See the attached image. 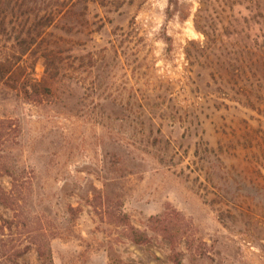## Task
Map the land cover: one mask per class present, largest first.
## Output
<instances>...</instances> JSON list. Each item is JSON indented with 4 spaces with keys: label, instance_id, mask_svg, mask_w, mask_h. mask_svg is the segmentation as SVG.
Segmentation results:
<instances>
[{
    "label": "rangeland",
    "instance_id": "1",
    "mask_svg": "<svg viewBox=\"0 0 264 264\" xmlns=\"http://www.w3.org/2000/svg\"><path fill=\"white\" fill-rule=\"evenodd\" d=\"M177 1L184 21L168 0L81 2L53 32V96L0 89V264H264V13ZM244 22L256 58L227 85L215 64L233 50L201 53L195 26Z\"/></svg>",
    "mask_w": 264,
    "mask_h": 264
},
{
    "label": "trees",
    "instance_id": "2",
    "mask_svg": "<svg viewBox=\"0 0 264 264\" xmlns=\"http://www.w3.org/2000/svg\"><path fill=\"white\" fill-rule=\"evenodd\" d=\"M41 1L45 3L42 4L44 7L33 14V20H31V16L20 18L15 14V9L23 12L25 0H0V6L10 7L9 12L6 10L3 12L0 7V89H7L24 101L33 103L48 100L55 91L57 74H52L51 70L57 71L54 65H59L57 58L62 46L60 39L54 36L53 32L57 31V27L62 21L71 16V11L78 4L84 2V10L87 12V4L97 2V0ZM243 1L251 5V8L248 9L250 13L257 12V17L262 19L260 11L264 13V5L260 8L259 0H241L240 2ZM36 3L37 1L34 4ZM167 10L172 16L178 15L181 21L187 19L189 15L188 8L180 5L177 0H168ZM253 20L252 18L251 21L253 22ZM244 25L245 28L237 33L233 32L232 35L224 34L225 28L223 26H220L218 30L195 26L196 31L204 38V45H199L201 53L204 51L205 55L212 53L214 56V53L221 50L223 52V49L233 50V55L229 54L228 58L217 59V64H215V67L223 71L220 80L227 85H236L242 71H247L249 65L251 66L256 58L255 53L257 50L251 48V44L254 42L248 34L251 28L246 26V22H244ZM254 25L257 26L258 24L255 23ZM46 37H51L52 42H47ZM230 39L234 41L233 44L229 43ZM35 53L39 55L44 63V74L39 81L34 78V67L27 64L29 57ZM259 55L258 60L264 61L263 55ZM242 56H245V58ZM244 99V105L252 109L251 100L249 98ZM221 150L222 148L219 147L218 151L221 152ZM199 151V146H196L193 154L194 158L198 157ZM205 151L208 154L216 153V150L208 147ZM130 231V237L134 244L148 243V240L136 231ZM38 256L43 264H52L45 252L38 250Z\"/></svg>",
    "mask_w": 264,
    "mask_h": 264
}]
</instances>
